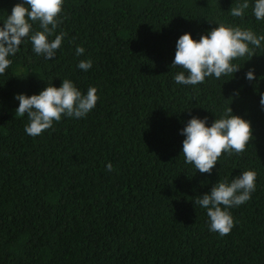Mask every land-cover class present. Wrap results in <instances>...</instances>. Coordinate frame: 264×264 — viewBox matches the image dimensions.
<instances>
[{
  "label": "trees",
  "instance_id": "1",
  "mask_svg": "<svg viewBox=\"0 0 264 264\" xmlns=\"http://www.w3.org/2000/svg\"><path fill=\"white\" fill-rule=\"evenodd\" d=\"M20 2L0 0V26ZM243 2L64 0L55 34L67 35L52 60L24 39L0 75V264H264V41L220 79L181 85L183 69L171 67L186 32L199 40L225 23L264 35L255 0L242 18L230 14ZM87 59L92 67L79 69ZM63 79L84 94L96 87V106L29 136L15 96ZM228 107L251 122L253 139L201 174L185 162L181 130L193 117L211 126ZM245 170L257 173L255 191L229 209L235 226L220 236L194 201Z\"/></svg>",
  "mask_w": 264,
  "mask_h": 264
},
{
  "label": "clouds",
  "instance_id": "2",
  "mask_svg": "<svg viewBox=\"0 0 264 264\" xmlns=\"http://www.w3.org/2000/svg\"><path fill=\"white\" fill-rule=\"evenodd\" d=\"M64 0H21L13 6L11 14L0 26V75L4 74L12 61L10 56L20 50L25 38H29L32 49L38 56L52 60L57 50L62 46L67 35L61 31L55 34L62 23ZM249 8L248 0L230 9L233 17H243ZM253 13L257 20H264V0H255ZM39 25V30L33 32V24ZM55 34V35H54ZM54 35V39H49ZM264 35L257 36L251 29L219 23L199 40L192 38L190 33H184L176 43V51L171 67L183 69L174 76L177 84L198 85L207 77L233 75L241 67L234 60L254 54L250 45L260 47ZM76 55L84 54L85 49L77 46ZM92 60H81L77 67L88 71ZM246 79H256L254 69L248 70ZM98 89L89 86L86 94L82 93L70 79H63L60 87L52 84L31 96L17 94L19 101L16 116L27 115L29 123L25 132L29 136H38L51 129L54 122H59L63 116L83 118L97 104ZM260 104L264 107V94ZM251 122L234 115L228 107L222 118L216 119L207 126V117L191 118L181 130L185 136L182 153L185 162L194 165L201 173L211 174L212 169L222 154H240L253 139ZM107 171H113L109 162ZM257 173L245 170L230 183L227 180L218 181L209 193L196 197L194 203L206 209L209 218V230L220 236L230 234L235 226L234 218L229 211L234 206H240L251 199L255 191Z\"/></svg>",
  "mask_w": 264,
  "mask_h": 264
}]
</instances>
